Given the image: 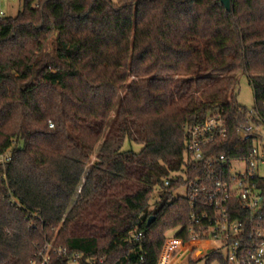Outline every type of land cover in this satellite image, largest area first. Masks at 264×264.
Instances as JSON below:
<instances>
[{
	"label": "trees",
	"instance_id": "1",
	"mask_svg": "<svg viewBox=\"0 0 264 264\" xmlns=\"http://www.w3.org/2000/svg\"><path fill=\"white\" fill-rule=\"evenodd\" d=\"M231 6L24 0L0 16V264L46 241L95 264H157L169 231L186 236L189 200L165 184L193 174L186 126L221 112L229 142L215 147L231 154L242 74L264 112V0Z\"/></svg>",
	"mask_w": 264,
	"mask_h": 264
},
{
	"label": "built area",
	"instance_id": "2",
	"mask_svg": "<svg viewBox=\"0 0 264 264\" xmlns=\"http://www.w3.org/2000/svg\"><path fill=\"white\" fill-rule=\"evenodd\" d=\"M240 110L231 154L215 147L229 142L228 120L221 112L186 126V160L193 174L187 169L165 179L166 185L180 183L175 192H184H174V197L189 200L186 236L177 235L182 225L169 231L157 264H195L203 259L208 264H264V112L257 106ZM11 158V150L0 153V164ZM143 235L138 231L135 238ZM83 257L80 251L46 241L28 264H95Z\"/></svg>",
	"mask_w": 264,
	"mask_h": 264
},
{
	"label": "rangeland",
	"instance_id": "3",
	"mask_svg": "<svg viewBox=\"0 0 264 264\" xmlns=\"http://www.w3.org/2000/svg\"><path fill=\"white\" fill-rule=\"evenodd\" d=\"M24 0H0V12L2 11L4 15L0 16H16L20 10L23 9ZM236 97L238 102L243 105L244 107L251 109L256 106V99L254 94V89L246 74H242L240 76L239 84L236 88ZM125 148H133L134 150L138 151L142 148V144L127 140L125 142ZM94 158V157H93ZM161 189L157 187L155 192L151 195L149 204L151 209L155 206V202L158 201ZM183 189H179L175 192V194L183 193ZM176 231L173 229L169 232L172 234ZM195 264H208L206 260L203 259L201 261L196 262ZM209 264H216V263H209Z\"/></svg>",
	"mask_w": 264,
	"mask_h": 264
},
{
	"label": "water",
	"instance_id": "4",
	"mask_svg": "<svg viewBox=\"0 0 264 264\" xmlns=\"http://www.w3.org/2000/svg\"><path fill=\"white\" fill-rule=\"evenodd\" d=\"M221 3L226 7L227 10L231 9V0H221Z\"/></svg>",
	"mask_w": 264,
	"mask_h": 264
}]
</instances>
